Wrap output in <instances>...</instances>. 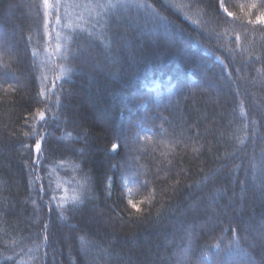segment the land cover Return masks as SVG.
I'll list each match as a JSON object with an SVG mask.
<instances>
[{"label": "trees", "instance_id": "1", "mask_svg": "<svg viewBox=\"0 0 264 264\" xmlns=\"http://www.w3.org/2000/svg\"><path fill=\"white\" fill-rule=\"evenodd\" d=\"M52 5L0 0V264H264V0Z\"/></svg>", "mask_w": 264, "mask_h": 264}, {"label": "rangeland", "instance_id": "2", "mask_svg": "<svg viewBox=\"0 0 264 264\" xmlns=\"http://www.w3.org/2000/svg\"><path fill=\"white\" fill-rule=\"evenodd\" d=\"M113 0H53L52 7L54 11L60 12V29L56 39V50L62 48L65 36L63 31L71 28L92 13V9L97 6L111 4ZM50 2V1H49ZM51 7V6H50ZM51 7V9H52ZM155 89H160V84L155 86Z\"/></svg>", "mask_w": 264, "mask_h": 264}, {"label": "snow or ice", "instance_id": "3", "mask_svg": "<svg viewBox=\"0 0 264 264\" xmlns=\"http://www.w3.org/2000/svg\"><path fill=\"white\" fill-rule=\"evenodd\" d=\"M44 2H45V4H47L48 0H44ZM220 7L223 8L225 12H228V9L225 7V0H220ZM228 15H232V13L228 12ZM261 21L264 22V17H261ZM113 42H115V40ZM89 47H91V46L89 45ZM89 58H90V53L84 56L83 63L88 64L89 63ZM41 118H43V114L42 113H41ZM40 148H41V145H40L39 142H37L36 145H35V150L37 152H39ZM112 150L116 151V146L115 145L113 146ZM129 204L131 205V207H133L134 209L139 211V208L137 207V205L134 202L129 201ZM45 228H47V225H45ZM233 231H235V229ZM260 237H261L262 240H264V226H262L261 229H260Z\"/></svg>", "mask_w": 264, "mask_h": 264}]
</instances>
